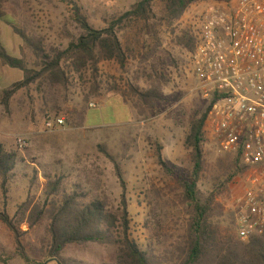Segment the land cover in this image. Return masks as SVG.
<instances>
[{
	"label": "trees",
	"instance_id": "16d2710c",
	"mask_svg": "<svg viewBox=\"0 0 264 264\" xmlns=\"http://www.w3.org/2000/svg\"><path fill=\"white\" fill-rule=\"evenodd\" d=\"M8 1L0 0V20L12 27L33 60L27 61L24 50L21 58L12 56L0 36V64L22 73L20 81L0 90L2 105L7 106L18 92L28 90L32 85L67 89L77 80L87 89L83 108L76 119V124L80 125L84 118L89 121L101 117L97 109L89 108V103L104 95L101 92L104 85L100 73L102 63H115L120 71H125L128 62L136 59L141 49L148 51L152 45H160L163 31L175 36L177 47L193 54L197 46L193 31L185 27L178 34L176 32L188 8L197 3L230 0H137L127 11L105 18L103 28L90 24L75 0H66L71 6L74 33L66 29L68 42L65 48H47L42 39H32L15 26L3 10ZM162 81L160 76H148L146 87L128 84L117 96L129 103L138 117L147 119L157 104L164 101ZM117 90L116 86L107 89ZM217 100L215 95L190 122L183 142L190 156L189 174L170 166L163 158V147L154 144L159 167L178 190L176 197L185 223L178 239L171 243L150 240L145 249L138 244L133 238L127 184L121 166L105 145H99L98 150L111 163L121 189L118 207H112L108 198L97 189H85L78 182L70 183L69 175L43 172L42 183H38L36 174L29 181L26 199L17 205L14 214L0 211V221L12 235L14 246L13 251L8 252L0 242V263L9 264L18 257L24 264L48 261H51L48 264H65L62 255L68 246L97 244L112 250L111 262L101 264H264V234L243 243L237 239L235 224L226 226L221 220L223 205L220 198L223 195L229 197L231 183L242 176L244 169L239 154H220L210 162L207 160L204 129L210 109ZM20 152L16 144L8 148L0 142V190L3 196L7 197L17 177L18 163L24 162ZM204 178L211 183L206 193L198 187ZM32 186L41 190V195L32 194ZM152 208L147 223L161 231L163 222L160 219H167L169 214H158L155 212L158 209Z\"/></svg>",
	"mask_w": 264,
	"mask_h": 264
},
{
	"label": "rangeland",
	"instance_id": "374dc122",
	"mask_svg": "<svg viewBox=\"0 0 264 264\" xmlns=\"http://www.w3.org/2000/svg\"><path fill=\"white\" fill-rule=\"evenodd\" d=\"M136 1L75 0L95 28L105 27V18L127 11ZM204 7L205 3L191 5L178 23L177 34ZM3 10L15 26L32 39H42L47 48H65L68 42L66 29L74 33L71 6L66 0H9ZM0 36L12 56L21 58L24 50L27 61L32 62L28 49L4 20H0ZM174 37L169 31H163L160 45H152L148 51L141 49L136 59L128 62L125 71H120L112 62L100 65L104 95L89 103L90 109L100 113L98 120L84 118L80 125L76 124L87 93L77 80L67 89L32 85L28 90L18 92L7 106L2 105L0 99V142L8 148L16 144L24 161L15 169L17 177L7 197L0 190V211L13 215L17 205L26 199L29 181L37 174L38 183H42L43 172L69 175L70 183L78 182L85 189H97L108 198L112 207L117 208L121 189L111 163L98 150L99 145H105L120 164L127 184L133 238L143 249L150 240L171 243L178 239L185 224L176 197L178 190L159 167L154 144L163 147V158L170 166L189 174L191 163L189 151L183 145L184 138L192 118L204 110L208 100L197 88L192 52L177 47ZM152 75L163 78L164 101L157 104L149 118H140L117 93L120 94L128 84L146 87L148 76ZM21 79L20 71L0 64V90ZM111 86L118 90L107 91ZM47 116L64 118L65 126L53 132L46 131L44 119ZM19 141L25 143L23 148L19 147ZM205 150L208 162L220 155L211 145L207 144ZM237 181L238 178L231 183L229 197L223 195L220 198L223 205L221 220L226 226L234 225L232 203ZM210 186L206 178L198 185L203 193ZM32 190V194L41 195V190L34 186ZM154 206L158 209L156 213L169 214L167 219H160L163 222L161 231L147 223ZM0 242L6 251H13V237L1 221ZM111 257L112 250L97 244H75L66 248L62 260L65 264H101L110 263ZM9 264L24 263L17 257Z\"/></svg>",
	"mask_w": 264,
	"mask_h": 264
},
{
	"label": "built area",
	"instance_id": "2783aa9c",
	"mask_svg": "<svg viewBox=\"0 0 264 264\" xmlns=\"http://www.w3.org/2000/svg\"><path fill=\"white\" fill-rule=\"evenodd\" d=\"M204 3L186 26L197 38L192 70L202 96H218L205 124L207 144L240 155L232 211L237 239L246 243L264 234V0ZM64 126V118L44 119L48 132Z\"/></svg>",
	"mask_w": 264,
	"mask_h": 264
},
{
	"label": "water",
	"instance_id": "95a60500",
	"mask_svg": "<svg viewBox=\"0 0 264 264\" xmlns=\"http://www.w3.org/2000/svg\"><path fill=\"white\" fill-rule=\"evenodd\" d=\"M49 262H51V261H48V262H46V263H44V264H48Z\"/></svg>",
	"mask_w": 264,
	"mask_h": 264
},
{
	"label": "crops",
	"instance_id": "0c3cea01",
	"mask_svg": "<svg viewBox=\"0 0 264 264\" xmlns=\"http://www.w3.org/2000/svg\"><path fill=\"white\" fill-rule=\"evenodd\" d=\"M5 46V45H4ZM6 48V47H5ZM7 49V48H6ZM8 50V49H7Z\"/></svg>",
	"mask_w": 264,
	"mask_h": 264
}]
</instances>
